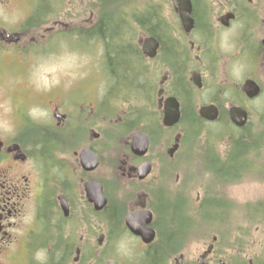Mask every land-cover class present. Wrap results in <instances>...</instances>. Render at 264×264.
<instances>
[{
    "label": "flooded vegetation",
    "instance_id": "flooded-vegetation-1",
    "mask_svg": "<svg viewBox=\"0 0 264 264\" xmlns=\"http://www.w3.org/2000/svg\"><path fill=\"white\" fill-rule=\"evenodd\" d=\"M49 1L0 0V264H264V210L228 225V211L204 208L213 195L204 183L190 194L184 173L178 185L184 131L160 118L173 97L180 120L186 104L215 105L229 120L244 97L229 68L247 59L264 71V0H189L190 20L180 0H128L107 10L122 23L109 28L112 45L97 28L103 12L76 2L67 16ZM67 32L86 44L99 35L110 48L101 66L90 81L88 71L66 81L61 66L34 80V64L59 55ZM118 47L128 53L115 69ZM137 131L147 142L133 149Z\"/></svg>",
    "mask_w": 264,
    "mask_h": 264
},
{
    "label": "rangeland",
    "instance_id": "rangeland-1",
    "mask_svg": "<svg viewBox=\"0 0 264 264\" xmlns=\"http://www.w3.org/2000/svg\"><path fill=\"white\" fill-rule=\"evenodd\" d=\"M56 1H58V3H63V2L65 3L64 8L66 10L65 14H67V16H70L71 12L74 11L70 9L75 7L76 2L86 4L88 7L93 8V10L95 9L96 13L98 12L100 13V11L103 12V10H101L103 8L102 6H101V9H98L99 0H51L49 2L53 3ZM164 1L168 2L169 0H164ZM69 2L71 3L75 2V4L72 6V5L67 4ZM137 2L138 0H134V8L137 7ZM167 8L161 9V13L165 21V25H166L165 26L166 31H163L161 34L163 35L164 43L166 42V44L168 43L166 35L169 34L167 33V27L170 22L169 20H171L170 12H169V9ZM87 12L88 11L85 12L86 13L85 15L88 14ZM103 14H101L99 17H101ZM133 22L135 21L134 20L131 21L132 24ZM134 31H136V29ZM136 34H137V31H136ZM97 37L98 38H97V43H96L95 42L96 38L91 37L90 35H87L85 38L87 42L86 44L84 40L77 41L78 39L82 37L74 35V33L67 32L65 34V37H63L64 46L60 49V54L59 55L55 54L52 57H50V59L53 62H51L50 59H47V60L39 62L40 65L38 63L34 64V68H35L34 69V80L47 81V82L48 80H52L54 77H56V74H54L53 69H55L57 66H61L63 68L64 73H62L61 75L64 77L66 81L76 78L78 75L77 73L80 71H84V72L88 71L89 73L90 70H92V67H95V66L100 67L101 62L99 61V59L102 53H98V52L101 50L107 49V45H105V43H103V41L100 40L99 35ZM65 39H67V41ZM135 39H137V36L132 37V38L130 37L129 40L132 42H135ZM95 44L97 46H95ZM89 45H90V48L87 47ZM95 51L97 53H95ZM61 56L63 57L61 58ZM56 59L58 60L60 59L59 63L57 62ZM255 64H256L255 62L254 63L251 62V65H250V62L247 59H240V60L238 59L237 62L233 66H231V68H229L228 70V73H230V75L233 76L236 82L242 81L243 78L247 76V77L256 78V80L261 84V87H262L261 89L262 91L256 98H254V100L247 99L244 97L245 99H243L241 102L242 105H244L249 111V114H248L249 121H248V125L245 126L246 128L243 129L242 131V130L235 129L234 127L231 126V127H228L230 133L234 132L236 134H239L240 132L246 131L247 135H254V136L259 135L260 136V133L263 134L264 132L263 130L264 129V71L260 70L259 68H256V70L254 71L253 65ZM37 67L38 69H36ZM46 74L49 75V77H46ZM89 74L90 75L87 76L86 81L91 80V73ZM217 86L219 88L224 86L226 90H224L223 92L226 93V95H229V93H231V90L229 91L227 88L228 84L223 85V83H221V84H218ZM217 89L218 88H214V89L211 88L203 93L204 95L207 96L208 93H211V91H216ZM225 115L226 113L223 112L222 115H220L221 118L219 120L215 122H204L203 123L202 127L199 128L200 131L198 135L196 136V140H195L196 144L192 147L188 146L189 151L191 152V155L194 153L198 154L199 152H201L203 150V147L206 146L208 143H212L211 146H212V149H214L212 152L213 153L215 152V154L217 153L222 154V152L228 148L226 144L227 143V140H226L227 133L223 137V132L227 130V128H225L227 127V123L229 125L230 123L228 121L225 122L224 120V118L226 119ZM6 123L9 124L8 122ZM186 126L188 127L187 124ZM184 127H185V122H182L179 124V128H182V130ZM232 135L233 134H230V136ZM209 136L213 138L211 139V137ZM117 142H118V139H117ZM260 144L255 146V148L257 147L255 151L259 153L258 162H257L258 170H255L256 171L255 174L247 175V173H245L242 176H239L241 173L238 174L239 173L238 171L233 172V173L231 172L230 175H228L230 177L226 179L225 182L220 185V187L223 190L222 194L226 196V199H223V200H225L226 203L229 205V211L231 210L230 212L231 214H233V215L227 216V223L229 222L228 225L230 223L233 225L238 224V223H241L242 225H244L245 221L243 217H239L240 212L244 213L245 211L249 210L250 217H253L251 215V211L256 210L257 208L262 209L264 206V141H262ZM184 150L186 149L184 148ZM248 157L250 156L247 155V158ZM191 160L192 158H189V161ZM241 160L244 161V158ZM189 161H186V164H184V167L182 168L183 169L186 168L187 170L192 169L190 170L191 174L197 172L193 170L195 169V166L191 164ZM65 162L67 161L65 160ZM248 163L250 164L251 161H248ZM46 165L48 167V166H52L53 164L50 160H47ZM52 170L54 169L51 168V171ZM210 174H212L211 169L208 168L205 170L203 166L202 170L199 171L197 174V177L199 179H194V185L188 187V185L190 184L188 183V185L185 188L191 190L190 194H196V188L194 187H197V186L195 185L204 183V182H208L209 184L210 181L213 180L212 177H214V176L212 177L210 176L211 180L208 179ZM66 176L69 177L68 171L66 172ZM184 177L185 175H184V172L182 171L181 175L178 177L180 178V183H178V185L186 184V183H181L183 180H185ZM217 177L221 179L222 181H224L225 175L220 176L217 174ZM213 189H215V193L221 194L220 190L216 188H213ZM189 190L187 191L189 192ZM192 199L194 200V197ZM223 200H221V204ZM232 201H233V207H232ZM253 205L257 206V208L252 209L251 206ZM243 208L244 210H242ZM213 209L216 212L217 209L219 208L214 207ZM256 211H258L260 214L264 216V211H261V212L260 210H256ZM225 223H226V219H225ZM256 235L259 236V233H257ZM255 251H259L258 244H253V246L251 247V252L255 253Z\"/></svg>",
    "mask_w": 264,
    "mask_h": 264
},
{
    "label": "trees",
    "instance_id": "trees-1",
    "mask_svg": "<svg viewBox=\"0 0 264 264\" xmlns=\"http://www.w3.org/2000/svg\"><path fill=\"white\" fill-rule=\"evenodd\" d=\"M127 1L128 0H99V3L102 4V7H103L102 10L104 14L101 16V20L99 21V23H97L98 24L97 28H99L100 30L103 27V34H104L103 36L105 40L109 41V45H112L113 43L112 41L114 40L110 36L109 28L117 20L116 18L109 17L107 10L109 9V7H112V6L119 7L121 3L127 2ZM112 3H114L115 5H112ZM153 20H154L153 17H150L145 22L147 24H150L151 23L150 21H153ZM115 40L120 41L117 37H115ZM107 49H110L108 45H107ZM166 53H170V50H167ZM120 54L122 55L121 58H119L117 61L114 60L113 66L115 69L116 68L120 69V67H122V65L124 64L122 62H124V60L127 57L125 53H120ZM116 64L118 65V67H116L117 66ZM126 72L129 75H132L133 71L131 70V68H129L126 70ZM135 77L137 78V75ZM182 117L183 118H181V123L185 122V127L183 128L184 129L183 144L187 145V147L188 146L192 147L196 144V141H195L196 136L198 135L200 131L199 128L202 127L204 122L202 121L201 118L197 117V115L194 112V109L192 110V108H190L189 105L187 104L184 107V114ZM186 124L188 125V127L186 126ZM245 128L246 127H243L241 130L243 131V129ZM212 138L213 137H211V139ZM230 138L231 139H229L230 140L229 151H227V154L224 158L222 154H219V153L215 154V152L214 153L212 152L214 150L212 149V146H211L212 143H208L206 146H204L203 152L200 155L201 162L204 163L203 165L211 169V173H212L211 177L214 176V179L216 180L210 183L211 187L213 188H215L216 185L220 184L218 181H222L221 179L217 177V174L220 176L225 175L224 180H226L230 177L228 175H230L231 172L233 173V172L238 171L239 172V173L237 172L238 174L241 173L239 176H242L246 172L248 171L250 172L251 170H254L253 163H252L253 161L251 160L252 158H248L249 160L245 158V155H249V154H246V151L251 152L255 150V146H257L262 141H264V132L263 134L260 133V136L259 135H256V136L247 135L246 131L240 132L239 134L233 133V135ZM241 150H243V155H242ZM208 153H209V156L206 159L204 156ZM243 158H244V161L241 160ZM248 161H251V163L249 164ZM217 206H219L220 208L223 207L221 205H217ZM217 206H214V207H217ZM223 209H225V207Z\"/></svg>",
    "mask_w": 264,
    "mask_h": 264
},
{
    "label": "water",
    "instance_id": "water-1",
    "mask_svg": "<svg viewBox=\"0 0 264 264\" xmlns=\"http://www.w3.org/2000/svg\"><path fill=\"white\" fill-rule=\"evenodd\" d=\"M186 1V0H185ZM183 10H181L182 12ZM183 17V16H182ZM184 18V17H183ZM149 41V40H148ZM149 46L151 47V51H148L149 48H147L146 54L149 56H152L155 53V45L156 42L154 41H149ZM260 87L259 85L252 79H246L244 83L242 84V91L245 92V94L248 97H253L259 93ZM178 103L176 100L173 99V97L169 98L164 106V117L163 118V123L165 125H172L178 121L179 117V106H177ZM199 114L201 117H204L209 120L215 119L218 115V111L216 106L214 105H206V106H201L198 110ZM247 111L241 107V106H231L229 108V117L231 118V121L238 125V126H243L247 120ZM142 135V139L140 138ZM146 136L145 134L141 132H137L135 134V137H133V149L138 147L139 145H144L146 144Z\"/></svg>",
    "mask_w": 264,
    "mask_h": 264
},
{
    "label": "bare ground",
    "instance_id": "bare-ground-1",
    "mask_svg": "<svg viewBox=\"0 0 264 264\" xmlns=\"http://www.w3.org/2000/svg\"><path fill=\"white\" fill-rule=\"evenodd\" d=\"M121 24L122 23H119V22L118 23L117 22L113 23V25L110 27V29L115 32L118 29H120ZM112 51H113L112 53H128V51H123V50H120L119 48H113ZM241 151H242V155H243V150H241ZM248 153H249V151H246V154H248ZM208 156H209V153L206 154L204 157L207 159ZM246 157H247V155H245V158ZM204 201H207V202H204L203 205H202L204 208L205 207H209V206L212 207V206H215V205H221V206H226L227 205L225 200H223V202L221 204V199L219 197H216V196H213V195H210L208 197V199H206Z\"/></svg>",
    "mask_w": 264,
    "mask_h": 264
}]
</instances>
